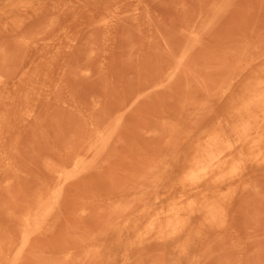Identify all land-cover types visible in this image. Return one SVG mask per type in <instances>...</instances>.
Here are the masks:
<instances>
[{
    "label": "rangeland",
    "instance_id": "rangeland-1",
    "mask_svg": "<svg viewBox=\"0 0 264 264\" xmlns=\"http://www.w3.org/2000/svg\"><path fill=\"white\" fill-rule=\"evenodd\" d=\"M263 73L264 0H0V264H264V162L232 184L225 229L197 214L138 238Z\"/></svg>",
    "mask_w": 264,
    "mask_h": 264
},
{
    "label": "bare ground",
    "instance_id": "bare-ground-1",
    "mask_svg": "<svg viewBox=\"0 0 264 264\" xmlns=\"http://www.w3.org/2000/svg\"><path fill=\"white\" fill-rule=\"evenodd\" d=\"M185 53H187V52H185ZM182 62H184V61L182 60ZM168 78H170V77L168 76ZM168 78H167V80H168ZM161 86L163 87L164 84L163 85L161 84ZM161 86H160V88H161ZM140 97L142 98L141 95H140ZM244 103H245V105L243 104L244 106L242 105L243 107L240 109L242 117H241V119L237 118L239 121V124L236 122L237 121L236 119H235L236 121H234L236 124H238V126H235V127H237L235 135L232 133H229V132H231L228 129L229 126L225 127V125L223 124V127L227 128V129L223 128L224 131L220 129L221 131L220 132L217 131L218 133L213 132V134L207 136V138H205V140L201 139V140H203L202 141L203 143L200 142L199 146L197 144L198 148H197V146H195V148H197V152L195 149H193L196 153L195 159H193L194 161L190 165L187 164L190 167H189V170L186 172L185 176L183 177V182L181 184L182 185L181 187H183L184 189L187 186L190 187L189 190L191 192L184 193L183 195H181L179 197V201H177V202L172 201V202L168 203L166 206H162V207H160V209L155 211L153 217L151 219H149L147 224L145 225V228L143 226H142V228L140 227L141 229H143V228L144 229H143V232L138 234L139 239H142V237L144 235L149 236L152 234H154L157 237H161V238H172V237L179 236L180 234H183V232H185L189 228L191 218L194 215L196 216L197 214H203L204 219H205V221H204V219H203V221L208 223L210 226L222 225L224 222L226 223L228 221V220L225 221L226 218L228 219V217H227L228 203H229L230 197L232 196L233 192L235 191V188H231L232 184H234V182H237V181H238V183L242 182L241 179L243 177L244 168H245V170L247 169L246 168L247 165L245 166V164H247V162H249V163L254 162V161L255 162H264V79H260V80L256 81L254 90H252V92L249 95V98ZM220 125L221 126L219 128L222 127V124H220ZM233 127H234V125H233ZM230 128L232 129V127H230ZM234 129H232V130H234ZM216 130H218V129H216ZM225 130H229V132H228L229 135H227V131H225ZM230 134L234 135V138H231L232 136L230 137ZM247 144H249L251 146L253 154L249 157L240 155V157L238 159H235V157H237V156H235L237 149L242 148ZM255 164H257V163H255ZM249 166H250V164H249ZM259 166H260V164H259ZM76 167L79 168L80 166L77 165ZM75 169H77V168H75ZM73 172L71 173L72 176L70 179L73 178ZM77 174H78V172H77ZM77 174L75 173L76 176H78ZM67 175H66V178H67ZM69 176L70 175H68V177ZM246 176H248V175H246ZM74 178H77V177L74 176ZM244 180H245V178L243 177V181ZM249 180L247 179L248 182H249ZM202 181L208 182V185L211 187V190L209 191V193H202L201 192V195H202L201 199L202 200H201V203L199 205L198 202H196L195 200H192V196H193L192 193L195 190H197L196 189V188H198L197 185ZM239 181H241V182H239ZM242 184H244V182H242ZM245 184H246V182H245ZM245 184L243 186H245ZM235 187L237 190V184L235 185ZM240 187H242V186H240ZM176 188H178V186ZM205 188H207V187H205ZM246 189L247 188H245V190ZM62 190H63V188H62ZM192 190H194V191H192ZM53 191L57 192V190H53ZM246 191H248V190H246ZM254 191L255 190H253V192ZM257 191H258V187H257ZM58 192L60 193L61 191H58ZM180 192H182V191H180ZM258 192H260V191H258ZM61 193H63V194H61ZM61 193L59 195H62L64 197L65 193L64 192H61ZM50 194H51V192H50ZM246 194H242V195H246ZM254 194H255V192H254ZM59 195H58V197H60ZM239 196H241V193ZM52 200H53V198H52ZM61 200L63 201V199H61ZM237 200L238 199L236 198L235 202ZM54 202H55V199H54ZM232 202H233V200H232ZM43 203H44V201H43ZM45 203H46V201H45ZM159 204H160V202H159ZM231 204H233V203H231ZM53 205H50V204L45 205V207L40 208L38 210H39V212L40 211L43 212V210H41V209H44L45 213L43 212V214H44V217L46 218L49 216V213H52V212H49V208H50L49 206H53ZM234 206L232 205V207H234ZM38 207L39 206H37L36 209ZM34 211H36V210H34ZM32 212H28V213L31 214ZM35 213H37V211ZM47 213H48V215H47ZM39 214L40 213H38V215ZM45 214H46V216H45ZM52 214L54 215V213H52ZM52 214H50V215H52ZM31 215H36V214L32 213ZM41 215H39L40 216L39 220H41V217L43 216V215L42 216ZM35 217H37V215ZM32 218H34V217L32 216ZM49 218L50 217H48L46 219L43 218L42 220L43 221L45 220L44 222L48 223L50 221V220H48ZM232 219H233V221L230 220V222L233 223L235 218H232ZM42 220H41V223H42ZM35 222H38V219H31L30 217H28L25 219V224H24V219H23V225H27L24 227L32 226V224L35 225L34 224ZM39 222H38V224L36 223L37 226H39ZM206 223H204V224H206ZM227 226H230V223H229V225L227 223ZM39 227H36L38 229V234L35 233L36 228L34 229L33 226L30 227V229L31 228L34 229V230L31 229L32 231H34V233H31V232H29V233L34 234L33 236H35L36 234L39 235L40 232L42 231V230L39 231L40 229H42L41 227L40 228ZM221 227H224V224ZM201 228H203V227H201ZM28 229L26 228L24 231L26 232ZM221 229L223 230V229H225V227L221 228ZM222 230H218V231H221L220 234L223 235ZM25 232H24V234L28 233V231L26 233ZM188 232L191 233L190 230ZM226 234H228V233L226 232ZM226 234L224 235V237L226 236ZM189 235H191V234H189ZM189 235L186 232L185 236H183L184 237L183 240L187 239L186 241L188 242V236ZM28 236H26L27 239H25L26 238L25 237L23 240L28 241V239L30 238V237L28 238ZM33 236L31 238H33ZM135 236H137V234ZM189 237H191V236H189ZM221 237H220V239H221ZM224 237H222V239H224ZM138 238H137V241H138ZM149 238H150V236H149ZM145 239H147V238H145ZM225 240L226 239H224L223 241L225 242ZM25 241H24V243L27 242V241L26 242ZM134 241H136V239ZM223 241L221 240V243H224ZM141 242L144 243L143 241H140L138 243L140 244ZM22 243L23 242L20 241V244H22ZM24 243H23V245H25ZM142 243H141V246L143 245ZM17 247H19V246H17ZM182 247H184V245ZM30 248H33V247L31 246ZM20 249L25 250V247H24V249L22 247V248H19V250H17V249L16 250L21 252ZM175 249H176V247H175ZM183 249H185V248H183ZM25 251H27V250H25ZM41 252L39 253L40 256H41ZM23 253L24 252L22 251V254ZM183 253H184V251H183ZM22 254H21V257H23L25 259V256H26L25 254H27V253H25L24 256H22ZM67 255H69V254L67 253ZM17 256H18V254H17ZM36 256H38V255H36ZM36 256L33 258H36ZM21 257H20V259H21ZM43 257H44V255H43ZM14 258H15V256H14ZM46 259L48 260V258H46ZM51 259H52V257H51ZM71 259H72V256H71ZM79 259L77 261H75V263L80 261ZM13 260L17 261L18 259H13ZM57 260H58V258H57ZM22 261L20 260L19 262H22ZM43 261L45 262V260H43ZM70 261H71L70 259H69V262L67 260V262H68L67 264L71 263ZM10 262L12 263L13 261H10ZM50 263L52 264V262H50ZM43 264H49V263H47V261H46Z\"/></svg>",
    "mask_w": 264,
    "mask_h": 264
}]
</instances>
